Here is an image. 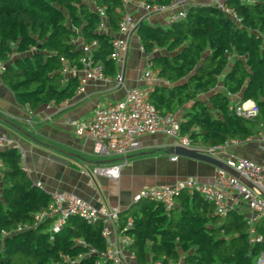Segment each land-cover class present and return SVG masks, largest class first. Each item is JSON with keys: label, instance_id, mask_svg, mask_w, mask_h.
Wrapping results in <instances>:
<instances>
[{"label": "trees", "instance_id": "trees-1", "mask_svg": "<svg viewBox=\"0 0 264 264\" xmlns=\"http://www.w3.org/2000/svg\"><path fill=\"white\" fill-rule=\"evenodd\" d=\"M225 3L236 19L205 4L191 6L185 19L166 27L142 20L136 28L144 54H152V68L168 83L155 86L148 101L173 114L191 102L178 116L180 133L200 148L244 141L264 130V0ZM97 6L105 8L104 30L98 28ZM122 11L121 0H0V72L16 101L35 111L73 98L78 75L61 70L83 68L84 44L95 42L87 54L113 76L111 40ZM155 48L162 53H152ZM246 100L258 108L253 119L234 111ZM0 162V264H72L66 257L73 264H111L103 256L108 247L101 220L89 224L71 216L50 240L52 217L34 220L47 210L50 194L29 179L16 148L0 150ZM141 201L137 209L119 210L116 229L129 237L125 250L135 264H255L264 251V217L255 224L263 240L250 244L243 214L233 208L222 220L197 193L181 194L167 211Z\"/></svg>", "mask_w": 264, "mask_h": 264}, {"label": "built area", "instance_id": "built-area-1", "mask_svg": "<svg viewBox=\"0 0 264 264\" xmlns=\"http://www.w3.org/2000/svg\"><path fill=\"white\" fill-rule=\"evenodd\" d=\"M238 1L245 3L253 0ZM121 3L123 6L131 4L141 9L145 19L158 14H167L168 25L185 19L191 6L205 4L215 5L226 15L236 19L234 10L225 3V0H170L167 4L149 3L145 0H121ZM95 10L100 19L98 28L104 30L105 8L97 6ZM138 22L129 12L124 11L121 13L117 24V35L111 40V59L114 61L119 60L126 52L129 46V37L136 32ZM94 45L95 42L82 46L85 55L81 58L83 68L80 71L69 68L65 64L61 70L62 73L68 75L75 76L79 74V84L75 95L83 93L84 84L89 80H108V77L104 74L103 65L100 62H92L89 54H87L90 47ZM10 46H14V44L10 43ZM139 49L143 52L141 45H139ZM156 52L157 49H153L152 53ZM145 56L150 60L152 54H145ZM61 61L64 63L63 59ZM2 68V63L0 62V71ZM140 79L146 82L158 81L157 71L152 68L151 63L144 70ZM114 82L117 86L122 85V74H117ZM151 90L152 88L147 90L137 87L129 88L126 90L124 98L120 101L107 105H94L89 118L84 120L69 119L67 121L75 135L89 139L92 142L94 155L117 158L111 163L98 164L91 170L83 172L91 177L102 175L118 179L129 154L139 149L140 139L145 135L162 134L172 138L175 141L174 145L192 148L222 161L238 174L239 178L223 169L216 168L214 179L211 183L200 182L196 178H185L171 184L164 183L142 189L134 194L133 201L152 200L160 203L167 211L172 208L176 198L181 194L197 193L204 201L213 206L214 213L223 220L228 212L234 208L237 201L241 200L245 202L249 210V215L245 217L248 241L250 244L261 242L263 237L256 233L255 224L264 217V130L262 134L263 153L260 162L248 157L229 154L227 152L229 147L239 142L233 139L226 140L222 145L213 148L194 147L188 137L180 133L179 118L176 113H161L150 104L148 94ZM246 104L247 101L236 104L234 111L241 117L253 119L258 114V108L254 102ZM66 105V101L59 104H45V109L53 110V113L46 115L45 119L51 120L52 114L63 110ZM33 113L34 111L27 110L28 117L26 122L29 124H31L30 118ZM8 147L16 148L22 155V150L17 142L4 134H0V150ZM174 159H176V156L171 157V160ZM1 168L2 164L0 162V170ZM35 185L39 188L41 187L40 183ZM50 197L51 202L47 210H43L34 216L36 222L44 220L46 217H52L50 240L53 239L54 233H58L62 229L71 216H78L89 224L101 220L103 222L101 235L108 247L106 254H103V256H107L111 264H124L126 257L134 259L133 254L126 253L125 250V247L130 242L129 237L119 234V245L114 247L111 241L112 234L117 232L118 208H95L80 197L68 192H53L50 193ZM130 223L131 220L127 219L126 225L129 226ZM25 227L18 226L17 230ZM79 243L83 245L84 241L79 240ZM94 252V249L89 247V253ZM65 260L73 264V260L68 257ZM257 262L264 264V251H260L258 254ZM149 264L158 263L150 262Z\"/></svg>", "mask_w": 264, "mask_h": 264}, {"label": "crops", "instance_id": "crops-1", "mask_svg": "<svg viewBox=\"0 0 264 264\" xmlns=\"http://www.w3.org/2000/svg\"><path fill=\"white\" fill-rule=\"evenodd\" d=\"M129 12L135 20L166 27L167 14L143 18V11L133 5L123 6L122 12ZM117 35V32L115 33ZM136 32L129 37V46L119 60H115V73L108 80H89L84 84V91L66 100V107L52 114L51 120L45 116L53 110L45 109V105L34 111L31 124L26 122L27 106L19 104L13 91L7 86L0 72V134H4L18 143L22 150V167L33 184L40 183V188L47 193L68 192L95 208H130L137 202L133 196L142 189L164 183H174L185 178H196L200 182H213L216 167L198 160L176 156L171 152L175 141L162 134L145 135L140 139V147L129 154L121 169L118 179L102 175L84 173L98 164H108L116 160L114 157H99L92 152V142L78 137L68 125L69 119H87L91 116L94 105H107L124 98L129 88L142 90L154 88L157 85H168L167 81L158 77V81H142L141 75L151 63L139 49ZM162 50L157 49L156 54ZM154 69V68H153ZM156 71V69H154ZM122 74L123 83L117 86L114 78ZM79 84V74H78ZM247 104L254 102L246 100ZM249 101V102H248ZM191 106L185 103L177 112H182ZM263 130L239 141L229 147L227 152L236 156L248 157L254 161L262 160ZM192 146L197 147L195 144ZM10 148V147H8ZM7 148L1 149L5 150ZM176 159L171 160V157ZM175 200V205H176ZM244 217L249 215L245 202L238 200L234 205ZM119 233L112 234L113 247L119 245ZM258 258V257H257ZM255 264H259L257 262ZM124 264H135L134 259L126 257Z\"/></svg>", "mask_w": 264, "mask_h": 264}, {"label": "water", "instance_id": "water-1", "mask_svg": "<svg viewBox=\"0 0 264 264\" xmlns=\"http://www.w3.org/2000/svg\"><path fill=\"white\" fill-rule=\"evenodd\" d=\"M171 152L176 156H182L185 158H190L193 160H198V161L208 163V164H210L216 168L223 169V170L227 171L228 173L239 178L238 174H236L231 168L226 166L222 161H220V160H218V159H216L210 155L198 152L192 148H185V147H182L179 145H173ZM240 180L245 183V181L242 178H240Z\"/></svg>", "mask_w": 264, "mask_h": 264}, {"label": "rangeland", "instance_id": "rangeland-1", "mask_svg": "<svg viewBox=\"0 0 264 264\" xmlns=\"http://www.w3.org/2000/svg\"><path fill=\"white\" fill-rule=\"evenodd\" d=\"M21 163H22V159H21ZM142 201L139 204H135L132 209H137L138 207H140L142 205ZM51 226L48 227V230L50 229Z\"/></svg>", "mask_w": 264, "mask_h": 264}]
</instances>
